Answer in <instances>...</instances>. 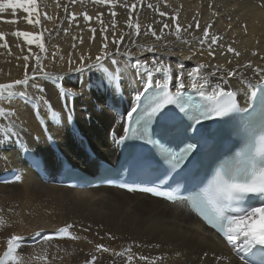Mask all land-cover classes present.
I'll return each mask as SVG.
<instances>
[{"label":"snow or ice","instance_id":"1","mask_svg":"<svg viewBox=\"0 0 264 264\" xmlns=\"http://www.w3.org/2000/svg\"><path fill=\"white\" fill-rule=\"evenodd\" d=\"M76 2L77 0H71L72 4ZM93 2L114 5L116 0ZM141 2L142 0H137V3L131 5V9H137ZM146 7L153 9L154 6L148 3ZM209 7L211 8V3ZM7 9H22L27 14L25 19L29 24L41 23L38 0H0V13ZM155 10L161 17L156 21L159 34L152 25H148L143 35H151L159 41L166 34L180 39L182 33H186L190 38L183 39V43L194 45L196 51L188 57L177 56L174 69L172 64L166 62L167 56L161 59L156 54V46H148L144 50L152 53L151 60L137 57L131 63V69L136 72L135 77L128 75V69L110 71L105 66L106 61L119 65L116 55L132 56L130 51L120 52L119 45L124 42L125 36L131 39L142 34L141 25L132 20L130 10L127 26L132 31L121 33L117 38V13L110 9L113 18L111 40L107 35L108 26L102 19L103 13H100L95 19L100 24L103 40L95 59L91 55H81L77 66H73L76 61L71 57L68 60L69 73H83L85 69L90 71L94 68L103 70L101 78L87 86L81 84L83 90L79 92L65 93L63 89L67 77L63 74L54 76L45 70V57L41 55L47 51L42 41L43 33L15 31L13 35L24 37L29 45L37 44L40 52L33 53L29 47L28 52L35 60L31 69L28 64L30 57L25 55L23 78L0 83V105L9 102L7 106H0V125H7L0 127V160H7L3 149L15 145L24 154L31 168L48 170L52 166L47 157L42 158L41 152L26 146L23 122L12 110V104L17 100L26 101L32 107L49 145L55 147L57 141L48 125L63 127L66 123L72 137L83 146L86 143L85 137L75 124V101L83 98L85 91L91 92L94 89L98 94L97 98L91 103V113L88 107L81 108L82 112L89 113L83 118L91 121L94 116L108 112L115 114L114 123L106 131V137L114 150L119 152V157L116 166L99 165L103 169L105 182L114 183L113 175L117 179L127 178L119 184L120 188L163 198L202 220L229 249L228 254L211 253L215 264H264V66L254 64L251 60L233 65L229 60L227 66L201 62L185 69L183 61L192 60L197 52L203 56L205 47L210 58L216 56L217 48L220 49L221 56L231 54L238 58L241 52L231 44L225 45L223 35L210 32L213 27L211 22L201 28L199 19L193 17L194 24L183 26L178 21V10L172 15L171 22L165 19L168 13L160 11L158 6ZM64 11L68 12L67 6ZM43 15L52 19L46 12ZM81 15L85 22L93 20L87 12ZM212 15L216 16L218 13L213 11ZM76 16L77 14L71 13L66 18L72 22L76 21ZM4 22L17 23L18 20ZM90 30L91 39H95L96 28L92 27ZM197 30L202 35L195 36ZM63 31L67 34L69 29L64 28ZM0 38L4 39L0 46L8 48L6 33L0 32ZM132 42L135 43L134 40ZM80 43H83L82 37ZM109 43L116 45L114 51L109 48ZM72 47L75 48L76 45L73 44ZM252 55L256 56L257 52L253 51ZM52 58H56V53H52ZM85 60L90 63L86 64ZM249 71L251 76L247 75ZM157 74L169 82L159 84ZM185 79L190 81L189 88L193 92L186 89ZM38 81L50 83L56 89L60 95L62 111L55 109L47 98V89ZM125 82L132 92L131 102L126 106L123 95ZM137 84L142 85V90ZM100 97H103V107ZM5 117L7 121L4 120ZM33 141L41 143L40 136H33ZM61 160L62 155L57 154V163ZM14 175L17 180L20 179L19 175ZM2 225L3 221L0 220V226ZM73 229L74 225L68 223L53 232L41 229L32 233L31 237L37 242L80 240L82 237ZM108 235L110 239H115L111 234ZM25 239L16 233L8 236L6 251L0 255V264L17 260L20 250L25 246ZM95 251L111 253L114 257L121 258L116 264H121V261L123 264H131L134 259L132 255L125 257V253L131 251L130 247L125 252H117L98 243ZM209 255V252L203 253L204 257ZM138 258L149 261L148 256L140 255ZM37 259L47 261L48 256L44 254ZM158 259L162 257H154L150 264H155ZM96 261L97 256L92 255L84 264H96Z\"/></svg>","mask_w":264,"mask_h":264},{"label":"bare ground","instance_id":"2","mask_svg":"<svg viewBox=\"0 0 264 264\" xmlns=\"http://www.w3.org/2000/svg\"><path fill=\"white\" fill-rule=\"evenodd\" d=\"M133 3H137V0H116L114 5L96 4L93 0H77L75 4H72L71 0H38V11L41 13L40 25L29 24L25 19L27 14L22 9H7L0 13V32L6 33L8 44V48L0 46V83H10L15 79L23 78L25 55L30 57L28 64L31 69L35 60L28 52L29 47L33 53L40 52L37 44L29 45L24 37L13 35L15 31L20 30L43 33L42 41L47 51L41 55L45 57V70L54 76L63 74L67 77L63 89L65 93L82 91L81 84L87 86L90 82L101 78L104 75L103 70L94 68L90 71L85 69L83 73H69L68 60L71 57L76 61L73 66H77L81 55H91L95 59L103 40L100 24L95 19L100 13H103L102 19L108 26L107 35L111 40L113 18L110 9L117 13L115 17L117 38L121 33L132 31L127 26L130 10L132 20L138 22L142 30L139 37L133 36L129 39L125 36L124 42L119 45L120 52L130 51L132 56L129 58L126 55H116L119 65L106 61L105 66L110 71L128 69V75L135 77L136 72L131 69V63H134L137 57L151 60L152 53L144 50L148 46H156V54L161 59L167 56L166 62L172 64L174 69L177 56L188 57L196 51L194 45L183 43V39L190 38L186 33H182L180 39L175 35L166 34L159 41L151 35H143L148 25H152L159 34L156 21L161 17L155 10L157 6L160 11L168 13V17L165 18L168 22H171V17L177 10L178 21L183 26L194 24L193 17L199 19L201 28L211 22L213 27L210 32L223 35L225 45L231 44L241 52L238 58L231 54L221 56L220 49L217 48L216 56L210 58L205 47L203 56L197 52L192 60L183 61L185 69H190L201 62L227 66L229 60L233 65L251 60L254 64L264 66V58H261L264 57V0H142L137 9H131ZM148 3L153 4V9L146 7ZM65 6L68 9L67 13L64 11ZM213 11L218 15L213 16ZM45 12L52 19L45 18L43 15ZM84 12L93 17V20L85 22L81 15ZM71 13L77 14L76 21L70 22L66 18ZM5 20H18V22L6 23ZM92 27L97 30L95 39H91ZM64 28L69 29L67 34L63 31ZM194 35L200 36L202 33L197 30ZM73 37L77 39L74 40ZM3 43L4 39L0 38V45ZM73 44L76 45L75 48L72 47ZM115 47L116 45L109 43V48L113 51ZM253 51L257 52L256 56L252 55ZM52 53H56L55 59L52 58ZM61 56L63 59H60ZM85 63L90 61L85 60ZM247 75L251 76V71L247 72ZM156 80L158 83L169 82L159 74L156 75ZM174 81L175 71L172 74V82ZM38 82L47 89V98L54 104L55 109L62 111L60 95L52 84ZM184 83L185 87L189 88L190 81L185 79ZM136 86L142 89V85ZM123 89L126 106L131 102L132 92L127 82L123 84ZM97 95L94 89L91 92L85 91L83 98H77L75 101L76 127L80 129L81 135L92 143L98 154L96 159H91L84 153V145L81 146L72 137L70 127L66 123L63 127L48 125L57 141L55 147H52L45 141L44 131L29 103L17 100L12 104V110L23 122L25 128L23 138L27 140L26 146H30L33 151L41 152L42 158L47 157L52 166L48 170L33 169L15 145L3 149L7 160H0V210H2L0 220L3 221V225L0 226V255L6 251L8 236L16 233L26 238L25 246L20 250L18 259L9 260L8 264H84L92 255L97 256L96 264H116L117 260H121L111 253H97L95 246L98 243H103L117 252H125L130 247L131 251L126 252L125 257L133 256L131 264H150L154 257H162L155 260V264H215L211 253L228 254V247L214 231H210L205 226L202 220L189 214L179 205L118 187L78 189L59 183L58 172L67 162L75 165L84 164L85 167L90 168L97 166L101 160L115 163L118 158L119 152L114 150V146L106 137V131L114 123L115 114L108 112L94 116L91 121L83 118L91 113V103L96 100ZM100 102L103 107V97H100ZM8 103L6 101L0 106H7ZM85 106L88 107L89 113L81 111ZM4 120L7 121V117ZM5 126L7 125H0V127ZM36 135L41 138L39 144L33 141V136ZM57 154L62 155L59 163L56 161ZM14 173L20 176L19 180ZM68 223L74 225L73 231L82 237L80 240L37 242L31 237L32 233L41 229L53 232ZM108 234L115 239H110ZM204 252H209L210 255L204 257ZM44 254L48 256L47 261L37 259ZM140 255L148 256L149 261L139 260Z\"/></svg>","mask_w":264,"mask_h":264}]
</instances>
